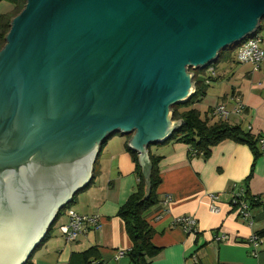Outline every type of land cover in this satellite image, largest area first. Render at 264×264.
<instances>
[{
    "label": "water",
    "instance_id": "95a60500",
    "mask_svg": "<svg viewBox=\"0 0 264 264\" xmlns=\"http://www.w3.org/2000/svg\"><path fill=\"white\" fill-rule=\"evenodd\" d=\"M264 0H25L0 50V264H25L114 135L148 169L189 69L256 34Z\"/></svg>",
    "mask_w": 264,
    "mask_h": 264
},
{
    "label": "crops",
    "instance_id": "0c3cea01",
    "mask_svg": "<svg viewBox=\"0 0 264 264\" xmlns=\"http://www.w3.org/2000/svg\"><path fill=\"white\" fill-rule=\"evenodd\" d=\"M204 75L215 81L194 105L201 117L209 123L222 120L210 117V110L220 105L229 112L228 124L239 126L252 137L264 136V67L237 63L233 51L228 60L208 67ZM237 101L244 106L241 114L233 111ZM126 137L106 140L94 163L91 184L75 195L68 208L79 215L97 216V228H87L75 242L68 243L58 233L57 224L33 253L32 264H132L127 255L131 242L117 216L138 183ZM153 149L150 153L161 160L159 202L146 216L154 230L152 244L158 249L150 264H264V156L259 147L255 145L254 155L246 144L227 139L212 147L205 159L195 157L189 146L173 141ZM233 186L263 203L251 209L250 224L231 209ZM209 194L218 197L217 214L208 210ZM166 197L170 202L164 206ZM182 216L195 218V235L174 225ZM218 235L228 236L229 241H216ZM253 236L259 238L254 253L249 242ZM89 249L94 255L85 261L82 254Z\"/></svg>",
    "mask_w": 264,
    "mask_h": 264
},
{
    "label": "trees",
    "instance_id": "16d2710c",
    "mask_svg": "<svg viewBox=\"0 0 264 264\" xmlns=\"http://www.w3.org/2000/svg\"><path fill=\"white\" fill-rule=\"evenodd\" d=\"M2 2H6L10 5V11L0 14V50L5 44L4 38L9 31V23L11 19L14 18L25 5V0H0V3ZM261 23L262 20L260 21L256 34H258L261 30ZM236 47L237 46H232L229 49L222 50L219 53L215 64H217L220 60H228L230 54L233 53ZM207 68L197 70L189 69L194 83V93L186 102L176 104L172 107V119L174 121H179L180 126L171 133L168 140L162 143L173 141L187 145L190 147L195 157L205 159L209 156L210 149L212 147L216 146L223 140L229 139L237 143L246 144L252 150L254 155H257L255 151V145L257 142L255 137H252L247 132H244L239 126L228 124L225 120H217L213 123H209L207 118H202L200 112L194 107V105L199 103L205 96L208 84L215 81V78L213 79L209 75H204ZM127 139H129V136H127ZM127 142L128 141H126V149L131 156L132 162L134 163L135 175L138 178V183L134 192L120 207L117 216L122 221L125 233L131 242V248L127 252L131 263L150 264L151 260L157 255L158 249L152 244L154 230L146 221V216L159 202L157 195V188L160 185L158 165L161 157L151 154L149 147L148 169L146 172H143L139 165L138 154L127 147ZM91 182L92 178L85 187L79 190V192L87 188ZM75 195L73 196L70 204L65 206L56 215V218L48 228L44 238L35 247L25 264H32L33 253L49 239L55 223L58 221L63 212L74 202ZM242 199L248 203L251 209L263 206V203L258 199L250 197L247 190H244V196ZM231 209L232 211L235 210L236 206L231 205ZM82 255L84 260L88 261V259L94 255V252L92 249H89Z\"/></svg>",
    "mask_w": 264,
    "mask_h": 264
},
{
    "label": "built area",
    "instance_id": "2783aa9c",
    "mask_svg": "<svg viewBox=\"0 0 264 264\" xmlns=\"http://www.w3.org/2000/svg\"><path fill=\"white\" fill-rule=\"evenodd\" d=\"M261 44H264V39L258 34H255L240 44L234 49L235 59L239 64H251L255 69L263 66L264 67V49L261 48ZM244 106L241 102L237 101L234 112L241 114ZM211 118H219L225 120L229 112L225 110L223 106H216L210 110ZM256 145L259 147L261 155L264 156V136L256 137ZM244 196V189L233 186L231 192L230 204L236 206L235 211L237 214L250 224L251 219V208L248 203L242 198ZM218 197L216 194H209L208 201L206 203L210 213L217 214L219 208L217 206ZM170 202V197H166L163 201V205H167ZM66 222L61 223L57 231L60 236L68 243L75 242L78 237L87 232V228H97L98 218L97 216H84L75 213L72 210H65ZM174 225L178 226L187 235H195L196 233V220L193 216H182L175 220ZM215 240L218 242H227L229 237L225 235L215 236ZM252 247V253L256 251L259 245V238L257 236L251 237L249 240ZM122 255L119 253L118 256ZM194 262L196 260L194 259Z\"/></svg>",
    "mask_w": 264,
    "mask_h": 264
},
{
    "label": "rangeland",
    "instance_id": "374dc122",
    "mask_svg": "<svg viewBox=\"0 0 264 264\" xmlns=\"http://www.w3.org/2000/svg\"><path fill=\"white\" fill-rule=\"evenodd\" d=\"M8 11H10V5L8 4V3H6V2H2V3H0V14H3V13H5V12H8ZM258 35L260 36V37H262L263 39H264V19L262 20V23H261V30L258 32ZM218 64V63H217ZM214 65H216L215 63H213V64H211V66H214ZM112 136H120L119 134H114V135H112ZM112 136H110V137H112ZM127 138V137H126ZM156 145H152L150 148H151V151H153L154 149V147H155ZM66 219V216H65V211L63 212V214L59 217V219H58V221L55 223V226H54V228L57 226V224H59L60 225V223H62L63 221H62V219ZM62 221V222H61ZM53 228V229H54ZM53 231V230H52Z\"/></svg>",
    "mask_w": 264,
    "mask_h": 264
}]
</instances>
